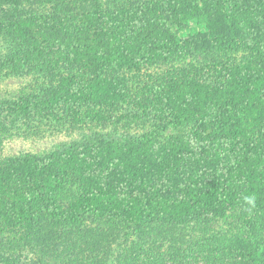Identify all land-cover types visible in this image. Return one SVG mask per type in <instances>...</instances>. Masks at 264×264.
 I'll return each instance as SVG.
<instances>
[{
  "label": "trees",
  "instance_id": "1",
  "mask_svg": "<svg viewBox=\"0 0 264 264\" xmlns=\"http://www.w3.org/2000/svg\"><path fill=\"white\" fill-rule=\"evenodd\" d=\"M12 78L28 83L0 112L79 137L0 156V264H114V245L97 257L110 235L141 264L147 231L206 219L264 264V0H0V88Z\"/></svg>",
  "mask_w": 264,
  "mask_h": 264
},
{
  "label": "rangeland",
  "instance_id": "2",
  "mask_svg": "<svg viewBox=\"0 0 264 264\" xmlns=\"http://www.w3.org/2000/svg\"><path fill=\"white\" fill-rule=\"evenodd\" d=\"M204 28L205 26L202 24L197 25L196 22L191 23L185 30L180 31L179 35L186 38L195 37L198 31L201 30L203 32ZM192 59H195L196 63L194 65H190L192 63L191 61H185L182 67L187 68V70H192L193 72L203 69V56L196 55ZM25 82L28 83V81L23 79L12 78L7 80L1 85L0 90L2 95L9 96L16 93L26 84ZM44 122L39 124V121H33L32 123L34 124L31 126L37 124L38 127L33 128L32 131L24 132L26 128L24 123H26V120L8 118L4 115V112H0V156L8 157L22 152L43 153L51 150L60 142L71 141L79 137V132L74 131L71 127H62L56 130L54 129V125L49 123V121L47 125H43ZM39 129L40 132L38 134ZM241 213L242 211H233L230 216L232 220L234 218H239L237 220V222H239L238 226L242 223L245 224L243 229H246V235H241V237L237 238L234 237L233 240H239L241 238L249 242L251 241L249 224L253 225L254 222L253 219L244 217ZM213 222L214 221L211 219H206L203 226L179 223L173 226H166L159 230L153 228L151 233L147 231L143 238L138 240L140 241L138 243V248H140V250L135 254L139 256L142 255L141 260L143 263L141 264H211L213 262L243 264L242 252L239 253L237 251L235 242H232V246H229V250L227 246L221 245V243H224L221 240L230 238L231 236L218 234L216 230L219 227L213 225ZM222 225H224V223H222ZM256 228H258L259 236L261 234L264 238V223L258 221ZM109 237H111V239L107 240L106 243L99 241L98 246L96 245V247H98L97 253H99L97 257L101 259V251L108 250L111 245H114L113 249L115 253L112 263L124 264L122 262V257L123 254L126 253V247L114 241L117 239L116 236L110 235ZM131 240H134V238ZM262 242L264 244V239ZM101 243L104 245L101 246ZM130 243L132 248L135 247L133 242ZM217 245L223 248V251L218 252L220 248H216ZM149 247H154V251L150 252L148 249ZM227 251L230 254H227ZM180 253L185 256L183 257L184 259L180 258ZM86 259L87 257L85 260Z\"/></svg>",
  "mask_w": 264,
  "mask_h": 264
},
{
  "label": "clouds",
  "instance_id": "3",
  "mask_svg": "<svg viewBox=\"0 0 264 264\" xmlns=\"http://www.w3.org/2000/svg\"><path fill=\"white\" fill-rule=\"evenodd\" d=\"M244 201L248 206L246 210L251 213L256 207V196L255 195L245 196Z\"/></svg>",
  "mask_w": 264,
  "mask_h": 264
}]
</instances>
